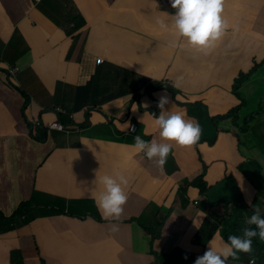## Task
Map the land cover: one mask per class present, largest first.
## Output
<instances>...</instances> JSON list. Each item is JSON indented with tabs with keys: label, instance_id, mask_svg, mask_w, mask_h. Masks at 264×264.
<instances>
[{
	"label": "clouds",
	"instance_id": "obj_1",
	"mask_svg": "<svg viewBox=\"0 0 264 264\" xmlns=\"http://www.w3.org/2000/svg\"><path fill=\"white\" fill-rule=\"evenodd\" d=\"M113 1L87 0L85 3L107 6ZM227 2L153 0L152 6L135 9L121 31L91 27L75 0H0L3 42L0 49V116L11 128L20 129L28 141L27 147L15 152L20 173L33 165L30 160L45 165L54 151L62 154L64 164L67 163V152L71 158L76 150L89 152L91 156L89 172H81L75 177L81 182L72 195H61L66 182L58 186L56 193L40 191L37 176L32 177L29 196L16 202L10 211L12 215L5 216L7 211L0 208V226L9 225L1 230L4 233L0 237L18 232L16 227L19 225L25 229L41 219L75 220L64 207L65 202H69L74 208L73 213L99 226L118 258L128 254L122 245L131 242L135 249L144 240L149 254L155 258L150 264H176L180 259L178 254L191 264H264V258L260 259L264 243L252 241L253 237L264 240V208L257 204L264 200V195L255 201L260 184L247 176L244 179L249 182L248 187L240 189L236 184L241 164H256L252 152L243 148L242 135L251 134L254 125L261 123L264 108L251 111L246 122L240 124L241 115L230 108L233 103L223 111L227 97L221 95L217 84L208 86L198 96L187 95L185 83H178L177 74L171 71L153 75L145 67L160 70L159 51L166 47L168 39H172L164 34L170 28L175 37L174 45H177L174 53L166 51V55H186L184 47L187 45L200 51L209 50L213 56H226L225 49L233 32L243 40H239L234 50L235 59L245 62L248 68L238 71L230 80L228 90L241 109L244 108L243 100L255 92V79L238 85L236 80L241 71L247 72L255 61L264 60V26L251 12L250 16L228 21L233 23L227 25ZM42 18L48 29L40 21ZM91 29L93 33H100L101 44L112 48L121 42L123 32L132 34L138 48L143 45L141 53L110 63L111 67H105L99 74L97 71V75L77 88L73 96L70 97L67 91L66 98L51 97L41 104L33 89L43 82V71L48 70L50 63L49 48L55 45L52 42L55 38L67 43L64 62L81 51L97 57V64L105 62L102 54L92 52L98 46L89 43ZM17 30L19 43L13 47L10 44ZM50 31H53L51 37ZM224 35V40L214 45ZM15 103H18L17 107ZM108 105L113 106L111 110H107ZM259 112L258 122L254 119L248 124ZM60 134L65 138H58ZM242 151L244 155L238 157ZM176 152L184 156L185 162L200 163V171L190 176L183 172L181 165L179 176L169 178L164 164L168 155ZM108 156L116 159L106 166ZM211 167L221 170L222 178L216 184L224 182L235 190L234 193L211 200L208 195L216 185L211 184L208 176ZM229 174L236 180L226 179ZM18 179L24 180V177L20 175ZM148 180L155 183L157 191L149 187ZM95 184L103 185L99 195L94 193ZM191 188L198 195L189 194ZM252 195L254 203L248 204L247 198ZM182 200L191 204L189 211L184 209ZM218 201L225 204L224 210L212 212ZM23 202L27 203L25 211L20 207ZM201 203H206L207 207L199 208ZM17 212L19 214H15ZM27 215L30 221H27ZM188 217L202 220L203 228L209 226L210 232L218 235L212 239L210 236L193 239L196 253L186 251V258L181 250L185 245L183 238ZM109 223L115 226L106 229L105 225ZM100 224L113 234L123 231V235H136L139 242L106 235ZM245 225L242 234L238 235V229ZM252 225L254 227H250ZM177 233H180L182 243L175 253L169 254V260L166 256L162 259ZM32 239L34 253L25 257L22 248H15L10 251L12 264H81L77 255L91 249L89 242L79 241L74 256L52 262L46 259L34 235ZM157 243L163 244L164 252L156 249ZM54 249V244L50 243L43 251L49 253Z\"/></svg>",
	"mask_w": 264,
	"mask_h": 264
},
{
	"label": "crops",
	"instance_id": "obj_2",
	"mask_svg": "<svg viewBox=\"0 0 264 264\" xmlns=\"http://www.w3.org/2000/svg\"><path fill=\"white\" fill-rule=\"evenodd\" d=\"M75 1L85 13L91 27L97 26L99 30L117 28L121 31L123 24L133 17L135 9L150 7L153 4V0H115L107 6H94L92 4L86 5L87 0ZM263 2L264 0H228L225 11L227 25L233 23L228 21L233 20L234 16L237 18L250 16V10L261 6ZM40 21L46 24L44 18ZM52 34L53 31H50L49 37ZM164 34L171 36L172 39H168L166 47L163 46L159 51V65L162 72L152 66H145L151 74L161 75L164 74L163 72L172 71L173 74L178 75V83H185L184 89L187 95L198 96L208 86L217 84L221 95L227 97V105L223 107V111L229 109L230 104L238 103L237 99L230 94L228 86L230 80L240 69H247L248 67L242 60L235 59L234 50L237 48L239 40H241L235 33L232 32L233 37L228 42L225 49L226 56L223 57L213 56L209 50L200 51L187 45L184 47L186 55H166V51L174 53V47L177 43L174 45L175 37L171 28L165 30ZM99 37L100 33H93L91 29L89 43L98 46V49L92 52L103 55L105 62L102 64L96 63L97 57L93 54L83 51L77 53L76 56L67 57L64 62L62 59L68 47L67 43L59 38L52 41L55 45L49 48L50 63L48 70L43 71L42 84L35 86L33 89L36 99L41 104L51 97L56 99L66 98L65 92L67 91L70 97L73 96L76 94V89L92 79L97 71V74H99L105 67H111L110 63H118L128 58H134L141 53L143 45L138 48L136 45L137 39L132 34L129 35L123 32L121 42L114 45L113 48L110 45L101 44ZM224 37L225 35L215 41L214 45L220 44ZM241 41L243 42V40ZM180 73L181 75H179ZM17 106L18 103H15V107ZM112 107V105H108L107 110H111ZM0 138H4L6 145L5 148L0 147V208L10 212L16 202L27 198L31 191L29 181L34 176L38 178L37 187L40 191L56 193L58 186L66 182L68 184L61 191V195H72L75 192V187L81 181L75 180L72 175L66 176V163L64 164L61 153L54 151L43 166H40L38 161L33 160V165L20 173V166L15 159L17 157L15 152L22 147H27L29 145L28 141L24 139L20 129H13L8 126L2 116H0ZM75 152L74 173L76 174L78 167L82 165L83 159L89 155V152H79L78 150ZM37 153L39 156L40 151L38 150ZM6 158L10 161L7 162ZM115 159L113 156H108L105 165L108 166ZM182 169L185 174L192 176L200 171L201 164L193 161L185 162ZM208 172L211 184H216V181L222 178L220 169L211 167ZM20 175L24 177V180L18 179ZM82 181L85 182L86 179ZM148 184L152 190L157 191L152 180H148ZM234 191L232 187H228L222 182L212 187L208 196L211 200L216 201L223 196L231 195ZM189 194L198 195V192L191 188ZM201 198L203 199V197ZM181 223L183 224V222ZM22 230L24 232L22 235L14 232L0 237V264H12L10 251L15 248H22L26 254L25 257L33 254L35 247L32 235L35 236L37 244L46 259L52 262L74 256L76 244L79 241L88 242L89 238L94 240V243L90 244V251L77 255V259L81 264H99L106 261L115 264H150L155 260L149 254V247L144 240L135 249L131 246V242L122 245V248L126 249L128 254H121V257L118 258L102 236L99 226L93 221L80 223L69 218H47L38 220L31 227ZM50 243L54 244L55 249L52 252L45 253L43 249L45 245ZM181 243L180 233H177L171 239L169 247L165 249L162 259L166 256V260H169V254L175 253ZM164 245H167V243H164ZM156 249L161 253L164 252L163 244L157 243ZM178 256L180 259L176 264H191L190 260L181 258L180 254ZM146 258L148 261L145 260Z\"/></svg>",
	"mask_w": 264,
	"mask_h": 264
},
{
	"label": "rangeland",
	"instance_id": "obj_3",
	"mask_svg": "<svg viewBox=\"0 0 264 264\" xmlns=\"http://www.w3.org/2000/svg\"><path fill=\"white\" fill-rule=\"evenodd\" d=\"M251 13L254 14L255 18H257L258 20L262 21V24L264 26V2L261 6L255 8V9H251L250 10ZM237 17L234 16L233 20H235ZM19 30H17V34L15 33V35L12 36L13 38V43H11V46H17L19 43V35H18ZM3 42H2V38L0 37V49L2 48ZM14 50V49H13ZM12 50V51H13ZM263 67L259 70L261 73L257 74L255 76H253V79H255V92L251 93L249 95V97L247 98L248 100V104L240 109V111H235V108L237 107V103H233L230 108L233 110L234 113H237L239 115H241V119L239 120L240 124H243V122H246V117L249 116V113L251 111L254 110H260L261 108H264V72H263ZM253 72V71H252ZM243 77H248L247 73H242L241 74V78ZM259 124L254 125V131H252L251 134H247V135H242V139H243V148L244 150H249L252 152V158L256 161H258L261 166L264 169V117H262L260 119ZM261 125H263L262 128L258 129ZM58 138H65L64 135H58ZM250 139L252 141H250ZM72 141V138L70 139ZM57 146V145H56ZM0 147L1 148H5V140L4 138H0ZM68 153V159H67V163L65 164V173L66 176H70L72 175L73 177H77L79 175V173L81 172H89V166L91 165V156H85V158L82 161V165L78 167V170L76 172V174L74 173V169H75V162L76 160H74V156L75 153H72V158L69 157V152ZM184 156L180 155L178 152L174 153V154H169L166 160L165 168H166V174L169 178H176L178 174V172H180V166L185 164L184 161ZM31 162H33V160H30ZM71 167H70V166ZM89 182H91L88 179ZM93 190L94 193L96 195H99L100 192L103 191V185L101 184H95L93 185ZM43 200H47L45 197H41ZM248 200V204H253L254 203V196L252 195L251 197L247 198ZM214 201V200H213ZM222 201H218L216 203L215 208L212 210V212L214 211H223L225 204H221ZM181 204L184 206V209L186 211H189L191 204L187 203L186 201L182 200ZM258 206L261 208H264V200L257 202ZM64 207L67 211H69L71 217H73L76 221L80 222V223H86V220L83 216L78 215L73 213L74 208L73 206L69 203V202H65ZM199 208H206L207 204L206 203H201L200 205H198ZM0 213H2V211H0ZM233 213V212H232ZM15 214H19L18 212ZM12 215L10 212L5 213V216H10ZM203 222L202 220H196L193 219L191 217L187 218V227H186V231H185V237L183 238V241L185 243V245L183 246V249L181 250V253L183 254L184 257L188 258V252L186 253V251L189 252H193L196 253L195 248L193 247V243L192 240H198L200 237H207L210 236L211 239L214 238L215 236H217L218 234H212L209 230V226H205L203 228ZM245 226H241L238 229V235L242 234V229ZM250 227H254V225L250 226ZM23 226L19 225L16 227L18 233L20 235H22L24 232L22 230ZM253 242H258L261 245H263L264 240H260L258 237H253L252 238ZM88 242L90 244L94 243L93 238H89ZM197 257V255H195V258ZM182 258V257H181ZM194 258V259H195ZM146 261H148V259H145Z\"/></svg>",
	"mask_w": 264,
	"mask_h": 264
},
{
	"label": "trees",
	"instance_id": "obj_4",
	"mask_svg": "<svg viewBox=\"0 0 264 264\" xmlns=\"http://www.w3.org/2000/svg\"><path fill=\"white\" fill-rule=\"evenodd\" d=\"M262 67H264V60L261 61V62H254V65L253 67L245 72V71H241L239 74H238V77H237V80H236V84H241V83H244L246 82L247 80H250L251 78H253V76L257 75V74H260L261 72L259 71ZM253 71V72H252ZM247 73V76L248 77H243L241 78V74L242 73ZM244 106L248 104V100H243V103ZM241 109V105H237V107L235 108V111H240ZM260 116H261V113L259 112L257 114V116L255 117V115L248 121V124H251V120H254L255 119V123L258 122V120L260 119ZM261 128L263 127V125L260 126ZM244 155V152L242 151L238 157L240 156H243ZM254 163L256 164H247L245 165L244 163L241 164L240 166V170H239V177L238 179L236 180L235 177L232 175V174H229L226 176V179H229V180H232L234 181V179L236 180V184L240 187V189H245L246 187L249 186V182L246 181L244 178L247 176L251 181L254 180L255 184L256 183H259L260 184V187H257V192H256V197H255V201L257 202L258 199L260 198V196L264 195V169L262 168V166L260 165V163L256 160L253 161ZM242 179L244 181H242ZM244 182V183H243ZM20 207L22 208L23 211L26 210L27 208V203L26 202H23L21 203ZM31 218L28 217L27 215V221H30ZM101 225V224H100ZM9 226V225H7ZM5 226V227H7ZM115 225L112 224V223H109V224H106L105 225V228L106 229H110V228H113ZM5 227H2L0 226V231L1 230H5ZM102 227V230H103V233L106 234V235H111L113 236L114 238H117L119 240H122V241H126V240H134L136 242H139V239L136 235H123V231H120L118 232V234H113L107 230H105V228L101 225ZM4 233V231H1L0 234ZM264 252H262L260 254V259L263 260L264 256H263Z\"/></svg>",
	"mask_w": 264,
	"mask_h": 264
}]
</instances>
